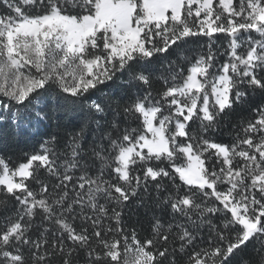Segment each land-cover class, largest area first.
<instances>
[{
	"label": "snow or ice",
	"instance_id": "snow-or-ice-1",
	"mask_svg": "<svg viewBox=\"0 0 264 264\" xmlns=\"http://www.w3.org/2000/svg\"><path fill=\"white\" fill-rule=\"evenodd\" d=\"M5 138L0 264H264V0H0Z\"/></svg>",
	"mask_w": 264,
	"mask_h": 264
},
{
	"label": "trees",
	"instance_id": "trees-1",
	"mask_svg": "<svg viewBox=\"0 0 264 264\" xmlns=\"http://www.w3.org/2000/svg\"><path fill=\"white\" fill-rule=\"evenodd\" d=\"M203 43V41H200ZM221 43H225L226 41L221 38ZM227 133H225V136ZM22 147H26L27 149H31L35 146V142L29 143L27 145L22 144ZM0 150H4L8 153H19V148L15 146V144L10 140L5 138L3 142H0ZM15 158V157H14ZM128 224L131 227L143 228V234H147L148 231V220L144 216L143 210L133 208L132 212L129 214Z\"/></svg>",
	"mask_w": 264,
	"mask_h": 264
}]
</instances>
